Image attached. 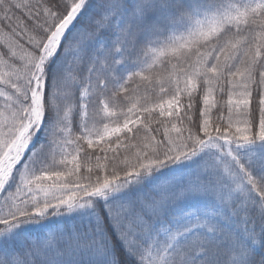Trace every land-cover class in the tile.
<instances>
[{
	"label": "snow or ice",
	"instance_id": "obj_1",
	"mask_svg": "<svg viewBox=\"0 0 264 264\" xmlns=\"http://www.w3.org/2000/svg\"><path fill=\"white\" fill-rule=\"evenodd\" d=\"M0 32V264H264V0H0Z\"/></svg>",
	"mask_w": 264,
	"mask_h": 264
},
{
	"label": "trees",
	"instance_id": "obj_2",
	"mask_svg": "<svg viewBox=\"0 0 264 264\" xmlns=\"http://www.w3.org/2000/svg\"><path fill=\"white\" fill-rule=\"evenodd\" d=\"M8 44H12L14 46L15 45L14 38H12L9 35V33H7V32H0V46H6ZM158 70H159V72H160V74L162 76H167L168 75V71H170V69L169 70H165L163 68H160L159 65H158ZM74 90L75 89H74V86H73L72 82L69 81V91H70V93L73 92ZM85 147H86V145H85ZM89 151H91V149Z\"/></svg>",
	"mask_w": 264,
	"mask_h": 264
}]
</instances>
